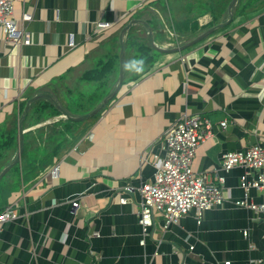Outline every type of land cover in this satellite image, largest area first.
Returning a JSON list of instances; mask_svg holds the SVG:
<instances>
[{
  "label": "crops",
  "instance_id": "crops-1",
  "mask_svg": "<svg viewBox=\"0 0 264 264\" xmlns=\"http://www.w3.org/2000/svg\"><path fill=\"white\" fill-rule=\"evenodd\" d=\"M231 1H16L31 41L16 45L0 29V133L18 139L0 172L21 153L1 179L0 211L18 201L21 216L0 226V264H264V213L236 203L246 197L242 175L256 172L222 168L226 151L264 145V0H237L229 24L183 47L227 20ZM132 20L124 61L143 57L147 45L145 72L124 71L121 89L99 113L72 118L87 113L77 95L89 85V55L117 36L121 58L122 30ZM99 21L114 25L98 31ZM185 111L212 122L194 169L214 181L225 177V202L200 223L194 209L169 226L157 213L145 236L140 186L154 178L165 134ZM249 199L261 202V190L252 187Z\"/></svg>",
  "mask_w": 264,
  "mask_h": 264
},
{
  "label": "built area",
  "instance_id": "built-area-1",
  "mask_svg": "<svg viewBox=\"0 0 264 264\" xmlns=\"http://www.w3.org/2000/svg\"><path fill=\"white\" fill-rule=\"evenodd\" d=\"M16 1L0 0V29L8 41L22 45L30 43L31 39L29 32L18 25L15 13ZM127 15L128 13L123 15L121 20L127 18ZM113 25L114 23L109 21H99L98 31ZM70 45L75 43L70 41ZM221 124L226 126L227 121L224 120ZM213 134V125L208 118L188 111L182 113L168 129L164 138L165 154L156 164L154 178L140 186L141 201L138 214L145 236L151 234L157 213L164 216L165 225L169 226L194 209L200 223L207 209L225 202L223 192L225 177L219 176L214 181L207 173L194 169L198 148ZM235 166H243L256 172V177L253 179H249L248 171L242 175V186L246 190V197L237 200L236 203L264 213V145L257 142L246 150H229L223 153L222 168L229 170ZM58 170L59 165H55L52 173L57 174ZM252 187L261 190L263 195L261 202L249 199V191ZM121 200L127 201L125 197ZM73 204L76 206L79 202L75 200ZM19 207L20 203L15 201L0 211L1 227L6 221L21 216ZM225 264H231V261H226Z\"/></svg>",
  "mask_w": 264,
  "mask_h": 264
},
{
  "label": "trees",
  "instance_id": "trees-1",
  "mask_svg": "<svg viewBox=\"0 0 264 264\" xmlns=\"http://www.w3.org/2000/svg\"><path fill=\"white\" fill-rule=\"evenodd\" d=\"M131 43L132 41L128 40L127 44L125 43V47L126 45L130 47ZM141 47L143 50L142 56L147 60L150 57L149 48L145 44H141ZM89 60L92 67L87 69V73H84L89 85H87V88L79 90L77 95V107L83 108L84 112L92 110L99 100L115 87L118 81L120 65L119 38L115 36L112 40L101 43L99 48L89 55ZM69 90L73 92L72 88H69ZM40 104L43 107L49 106L44 101H40ZM35 108L40 110L36 105ZM26 121L25 118L24 125ZM17 145L18 139L15 134L0 133V159L9 161L13 157ZM13 169H19V164H16ZM4 181L1 180L0 185H3Z\"/></svg>",
  "mask_w": 264,
  "mask_h": 264
},
{
  "label": "water",
  "instance_id": "water-1",
  "mask_svg": "<svg viewBox=\"0 0 264 264\" xmlns=\"http://www.w3.org/2000/svg\"><path fill=\"white\" fill-rule=\"evenodd\" d=\"M237 0H232L230 5H229V14H228V19L220 22L212 27H210L209 29H207L204 33H202L197 39H195L194 41H191L190 43H188L187 45H184L183 47L189 46L192 43H194L195 41L209 35L211 32L216 31L217 29L226 26L227 24H229L233 18H234V12H233V7L235 5ZM135 20H132V22H130L126 27H124V29L122 30V34H121V58H120V73H119V79L117 81L116 86L114 87V89L112 91H110L103 99V101L96 107L94 108L92 111H89L87 113L82 114L81 116L78 117H73L70 115V113L63 107L61 106V104L58 103V107L61 109V111H63L64 113L70 115L72 118H76V119H85V118H90L95 116L97 113H99L107 104L108 102L119 92V90L121 89L123 82H124V71L122 68V64L124 62V58H125V44L123 41V35L125 33V31L127 29L130 28V26L132 25V23ZM51 97H53L50 93H45ZM42 95L41 94H37L34 97L30 98L26 107H25V112H27L29 110L30 104L32 103V101H34L37 98H40ZM23 129H24V124L23 121H21L20 126H19V132H20V152H22L23 150V146H24V138H23ZM21 157V153H19L12 161L11 163H9L6 167H4V169L0 172V180L7 174V172L12 168V166L19 161Z\"/></svg>",
  "mask_w": 264,
  "mask_h": 264
},
{
  "label": "clouds",
  "instance_id": "clouds-1",
  "mask_svg": "<svg viewBox=\"0 0 264 264\" xmlns=\"http://www.w3.org/2000/svg\"><path fill=\"white\" fill-rule=\"evenodd\" d=\"M123 71L132 75H141L145 72L146 61L143 57L137 58L133 56L126 59L122 64Z\"/></svg>",
  "mask_w": 264,
  "mask_h": 264
},
{
  "label": "rangeland",
  "instance_id": "rangeland-1",
  "mask_svg": "<svg viewBox=\"0 0 264 264\" xmlns=\"http://www.w3.org/2000/svg\"><path fill=\"white\" fill-rule=\"evenodd\" d=\"M73 74H74V73H73ZM77 77L80 78V75L78 74ZM71 79L76 80V76H75V77L73 76V77L68 78V80H71ZM82 81H83V80L80 78V80L78 81V83L81 84Z\"/></svg>",
  "mask_w": 264,
  "mask_h": 264
}]
</instances>
